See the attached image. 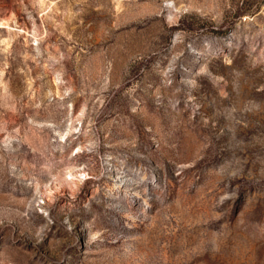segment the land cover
Instances as JSON below:
<instances>
[{
	"label": "rangeland",
	"instance_id": "rangeland-1",
	"mask_svg": "<svg viewBox=\"0 0 264 264\" xmlns=\"http://www.w3.org/2000/svg\"><path fill=\"white\" fill-rule=\"evenodd\" d=\"M0 264H264V0H0Z\"/></svg>",
	"mask_w": 264,
	"mask_h": 264
}]
</instances>
